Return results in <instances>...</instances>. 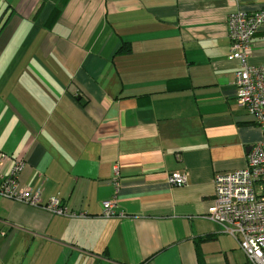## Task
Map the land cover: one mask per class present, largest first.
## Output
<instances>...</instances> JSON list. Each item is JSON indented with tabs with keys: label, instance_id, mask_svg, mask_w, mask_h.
Returning a JSON list of instances; mask_svg holds the SVG:
<instances>
[{
	"label": "crops",
	"instance_id": "0c3cea01",
	"mask_svg": "<svg viewBox=\"0 0 264 264\" xmlns=\"http://www.w3.org/2000/svg\"><path fill=\"white\" fill-rule=\"evenodd\" d=\"M262 7L0 0V154L25 161L19 180L42 202L83 213L0 196V264H250L207 213L216 172L262 139L237 101L226 24ZM246 62L264 65V24Z\"/></svg>",
	"mask_w": 264,
	"mask_h": 264
},
{
	"label": "built area",
	"instance_id": "2783aa9c",
	"mask_svg": "<svg viewBox=\"0 0 264 264\" xmlns=\"http://www.w3.org/2000/svg\"><path fill=\"white\" fill-rule=\"evenodd\" d=\"M226 24L230 40L228 59L240 64L235 72L237 101L262 130V139L250 146L243 167L216 172L213 203L207 215L238 243L250 263L264 264V65L250 66L246 62L250 42L264 24V7L254 12L231 13ZM6 162L10 163L9 172L2 168ZM25 164L23 159L0 154V196L41 207L51 214L83 215L70 211L58 197L42 202L39 189L24 187L19 176ZM117 174V167H114L112 181L116 186ZM186 178L185 172H173L167 177L175 186L183 185ZM101 204L103 216L114 215L113 201L104 200Z\"/></svg>",
	"mask_w": 264,
	"mask_h": 264
},
{
	"label": "rangeland",
	"instance_id": "374dc122",
	"mask_svg": "<svg viewBox=\"0 0 264 264\" xmlns=\"http://www.w3.org/2000/svg\"><path fill=\"white\" fill-rule=\"evenodd\" d=\"M250 148V147H249ZM250 264H252V263H250Z\"/></svg>",
	"mask_w": 264,
	"mask_h": 264
}]
</instances>
